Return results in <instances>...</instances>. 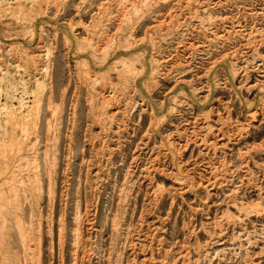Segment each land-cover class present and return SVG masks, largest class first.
Wrapping results in <instances>:
<instances>
[{
	"label": "rangeland",
	"instance_id": "1",
	"mask_svg": "<svg viewBox=\"0 0 264 264\" xmlns=\"http://www.w3.org/2000/svg\"><path fill=\"white\" fill-rule=\"evenodd\" d=\"M0 218V264H264V0H0Z\"/></svg>",
	"mask_w": 264,
	"mask_h": 264
},
{
	"label": "bare ground",
	"instance_id": "2",
	"mask_svg": "<svg viewBox=\"0 0 264 264\" xmlns=\"http://www.w3.org/2000/svg\"><path fill=\"white\" fill-rule=\"evenodd\" d=\"M91 50H92V48H91ZM122 62V61H121ZM123 64V63H122ZM133 67V66H132ZM120 74V73H119ZM101 78V77H100ZM10 86V85H9ZM11 105V104H10ZM7 108V107H6ZM24 118V117H23ZM23 120V119H22ZM21 122V121H20ZM20 124V123H19ZM197 136V135H196ZM12 162V161H11ZM19 165V164H18ZM19 172V171H18ZM21 172V171H20ZM17 175V174H16ZM14 177V176H13ZM16 177V176H15ZM7 178V177H6ZM5 180V179H4ZM13 180V179H12ZM23 181V180H22ZM17 183V182H16ZM22 183V182H21ZM31 183V182H30ZM18 184V183H17ZM32 185V184H31ZM26 187V186H25ZM17 188V187H16ZM27 188V187H26ZM31 188V187H30ZM24 192V191H23ZM8 193V192H7ZM8 195V194H7ZM13 196V195H12ZM9 198V197H8ZM8 201H9V199H8ZM11 206V205H10ZM234 208V207H233ZM18 210V209H17ZM240 214V213H239ZM14 215V214H13ZM14 218V217H13ZM1 219V218H0ZM2 220V219H1ZM21 224V223H20ZM116 226V225H115ZM115 228V227H114ZM11 229V228H10ZM27 231V230H26ZM19 237H20V235H19ZM1 238V237H0ZM27 242V241H26ZM30 242V241H29ZM27 245V244H26ZM25 246V245H24ZM29 246V245H28ZM30 247V246H29ZM29 255V254H28ZM18 260V259H17ZM27 260V259H26ZM22 262H23V260H22ZM19 263H21V261L19 260ZM22 264V263H21Z\"/></svg>",
	"mask_w": 264,
	"mask_h": 264
}]
</instances>
